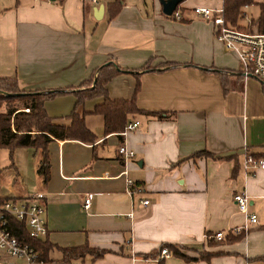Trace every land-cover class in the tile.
I'll return each instance as SVG.
<instances>
[{
	"label": "crops",
	"instance_id": "crops-1",
	"mask_svg": "<svg viewBox=\"0 0 264 264\" xmlns=\"http://www.w3.org/2000/svg\"><path fill=\"white\" fill-rule=\"evenodd\" d=\"M113 1L0 0V79H15L22 91L62 90L43 101L45 115L69 126L71 113L82 111L93 137L49 136L46 181L37 174L41 149L15 148L11 165L0 164V197L41 191L50 244L106 250L70 264H264L258 258L264 256V169L243 168L247 154L264 159L263 85L242 75L236 53L192 10H222V0H182L172 11L178 19L142 0H121L110 15ZM252 6L255 17L247 16ZM257 15V5H243L235 28L259 31L257 23L249 30ZM107 62L122 71L105 82L106 97L133 98L138 109L162 118L133 114L125 124L138 125L124 137L123 127L104 132L103 117L92 112L103 96L78 101L75 91ZM147 62L159 70L140 71ZM166 63L175 66L163 69ZM121 143L133 157L121 159ZM126 178L141 189L127 190ZM238 192L247 196L246 214L255 222L237 211ZM219 231L244 234L215 240ZM169 244L189 259L160 257ZM53 251L59 253L53 248L49 258L59 259ZM148 253L153 256L144 258Z\"/></svg>",
	"mask_w": 264,
	"mask_h": 264
},
{
	"label": "trees",
	"instance_id": "trees-1",
	"mask_svg": "<svg viewBox=\"0 0 264 264\" xmlns=\"http://www.w3.org/2000/svg\"><path fill=\"white\" fill-rule=\"evenodd\" d=\"M121 0H114L110 3L113 15L120 5ZM255 4L258 7V15L251 20L257 23L259 31H264V0H222V16L226 24L231 27H238V20L241 18V7L243 5ZM178 10V6L174 11ZM173 63H166L163 69L174 67ZM140 71H157L158 67L151 66L147 62ZM122 71L114 63L107 62L100 66L95 76L89 77L86 81L78 85L75 95L78 101L87 96H103V101L96 104L92 112L100 114L103 117V128L105 133L119 131L127 121V117L133 114H145L157 118H162L158 112H145L138 109L133 98L129 100L108 99L104 93L103 86L105 82L114 74ZM136 88V87H135ZM63 93L62 90L38 92V91H22L15 79H0V150H7V157L11 165L12 154L15 148L31 147L33 149L40 148L42 151V159L37 168L43 181L48 178V163L46 158V145L51 141V137L57 139H78L82 141L93 140L92 135L84 127L82 116L83 112L74 110L71 113V123L69 126H59L51 123L50 119L45 115L42 103L46 98L56 94ZM27 108L24 112L21 109ZM202 154H207L202 152ZM18 224V223H17ZM244 231H240L236 235H225L220 241H235L243 237ZM21 236L23 240L29 242L39 253L41 264H70L72 260L90 255L92 259L100 258L105 254L106 250L89 248L87 245L76 247H55L50 244L45 236L38 239H30L26 237L24 229L21 228ZM208 237V235H207ZM209 238V237H208ZM55 248L60 253L59 259H51L48 254L51 249ZM169 254L188 260L175 245H167ZM208 254H200L199 257ZM153 256L151 253L144 255V258ZM264 260V256L258 257Z\"/></svg>",
	"mask_w": 264,
	"mask_h": 264
},
{
	"label": "built area",
	"instance_id": "built-area-1",
	"mask_svg": "<svg viewBox=\"0 0 264 264\" xmlns=\"http://www.w3.org/2000/svg\"><path fill=\"white\" fill-rule=\"evenodd\" d=\"M94 2V0H91ZM193 13L202 18L208 19L213 25L214 37L226 50L236 53L239 69L243 76H252L259 80L264 89V32L246 31L225 24L222 17L221 8L213 9L209 7H193ZM172 17L179 18L177 12L172 13ZM27 112L28 109L24 108ZM138 125L134 120L125 124L118 134L124 137L125 134ZM117 154L121 159L133 157V152L125 148L123 143L117 147ZM264 169V159H254L247 154L245 157L244 169L250 168ZM121 175L126 171L122 170ZM125 186L129 191H139L140 185L125 179ZM44 193L34 191L31 194L21 197H0V264H41L38 251L21 236V228L24 229L26 237L30 239L43 238L47 228L44 219V207L42 201ZM232 200L237 211L244 214L248 222H255L254 215L246 214L247 196L244 193H234ZM89 194L82 198V207H89ZM146 203V200L142 202ZM18 223V224H17ZM238 229H236L237 232ZM222 232L212 235L215 240H220ZM160 257L168 256L165 247L159 250Z\"/></svg>",
	"mask_w": 264,
	"mask_h": 264
},
{
	"label": "rangeland",
	"instance_id": "rangeland-1",
	"mask_svg": "<svg viewBox=\"0 0 264 264\" xmlns=\"http://www.w3.org/2000/svg\"><path fill=\"white\" fill-rule=\"evenodd\" d=\"M142 1H144V3H146V4H150L151 2H152V3H158L157 0H142ZM189 1H192V0H189ZM257 1H258V0H257ZM182 2H183V1H182ZM182 2H180L179 4L181 5ZM197 7H200V6H197ZM256 13H257V8H256V6H252V7L250 8V11L247 13L248 15H247V14H246V15H247V16H250L249 14H251L253 17H255V16H256ZM241 23H245V19L242 20ZM249 23H250V22H249ZM249 23H248V24H249ZM252 24H253V23H252ZM252 24H251V23L249 24V30H251V26H252ZM254 25H255V23H254ZM4 150H5V149H1L0 153H2ZM5 161H7V164H9V160H8V158H7V153H6V152H5L4 156H2V160H1L0 164L3 163V162H5ZM51 257H52V258H58V257H59V253L53 251V252H51Z\"/></svg>",
	"mask_w": 264,
	"mask_h": 264
},
{
	"label": "water",
	"instance_id": "water-1",
	"mask_svg": "<svg viewBox=\"0 0 264 264\" xmlns=\"http://www.w3.org/2000/svg\"><path fill=\"white\" fill-rule=\"evenodd\" d=\"M181 1L182 0H158V3L161 7L162 14L169 16Z\"/></svg>",
	"mask_w": 264,
	"mask_h": 264
}]
</instances>
